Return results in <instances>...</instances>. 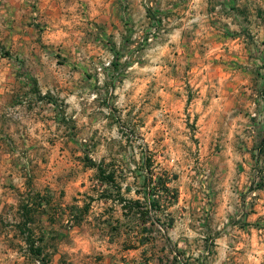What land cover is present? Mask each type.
<instances>
[{
    "label": "rangeland",
    "instance_id": "1",
    "mask_svg": "<svg viewBox=\"0 0 264 264\" xmlns=\"http://www.w3.org/2000/svg\"><path fill=\"white\" fill-rule=\"evenodd\" d=\"M89 161L159 201L149 257L264 264V0H0V165L31 209L6 222L22 264L51 260L43 201L68 227L63 198L106 188Z\"/></svg>",
    "mask_w": 264,
    "mask_h": 264
},
{
    "label": "crops",
    "instance_id": "2",
    "mask_svg": "<svg viewBox=\"0 0 264 264\" xmlns=\"http://www.w3.org/2000/svg\"><path fill=\"white\" fill-rule=\"evenodd\" d=\"M218 32L224 35V30ZM234 82L235 79H231L228 84L231 86ZM220 84L225 85L222 81ZM238 86L239 84H236L233 88ZM224 93L223 91L220 95ZM219 98L227 97L222 95ZM0 167L1 172H5L4 177L0 176V264H22L23 259L15 257L16 249L11 244V241L19 237L21 231L19 226L13 227L6 222L7 219H12L13 215L19 216L16 224L20 225L24 221L22 208L31 209L29 205L19 207L12 186L14 178L12 175L9 176L10 164L5 168L1 165ZM118 185L119 193L110 198H102L100 194L91 196L77 194L74 192L76 189L68 193L63 198L64 205L69 204L68 210L65 209L67 211L65 217L70 220L68 227L63 225L64 219H57L54 222L47 220L49 216L45 211L44 201L37 207V233L41 236V246L45 245L43 248L50 252L49 264H161L157 257H149L151 241L140 243L143 228H157L156 223L151 224L153 220L151 212L146 214L144 220L140 218L139 211L123 208V199L130 200L129 195L134 191L129 186ZM134 199L140 202L142 200L139 197ZM50 204L51 202L48 203ZM29 230L32 234L35 231ZM126 232H130L131 236L126 240L128 243L123 244ZM153 235L154 232L150 233L148 239L152 240ZM166 251L164 246V252Z\"/></svg>",
    "mask_w": 264,
    "mask_h": 264
},
{
    "label": "trees",
    "instance_id": "3",
    "mask_svg": "<svg viewBox=\"0 0 264 264\" xmlns=\"http://www.w3.org/2000/svg\"><path fill=\"white\" fill-rule=\"evenodd\" d=\"M89 167L92 168H96L97 169V181L102 184L105 185V189H103L100 192V197L102 198H110L113 195L116 196L119 191H120V186L117 184V182H115L114 176L112 172H106L105 170H103L101 164H95L94 162L89 161L88 162ZM152 178H149L147 180V185L149 186V183H151ZM159 185V183H158ZM162 188L164 190H168V188H166L165 183H162ZM149 208H144L142 207L143 203L140 202V200H125L123 199V208L127 209V210H136L139 211L140 214V218H143L144 220H146L145 216L147 213H150V209L152 208H158L159 207V201L158 200H151L149 201ZM24 216L27 218V220H31V218L27 217V214H29V210H27L26 208H24ZM76 217V216H75ZM76 219V218H75ZM159 224L158 220L157 222L155 220H152L151 224ZM163 226V224L161 225V227ZM141 233L143 234L142 238H141V242L140 243H145L146 241H148L149 235L150 233H152V229L151 228H143L141 230ZM26 234H27V238L26 241L28 244H30V251L32 254L36 255L37 257H39L42 254V248L39 246L35 247V243L32 240V233L30 230H26ZM40 241V240H39ZM43 262V260H42Z\"/></svg>",
    "mask_w": 264,
    "mask_h": 264
},
{
    "label": "built area",
    "instance_id": "4",
    "mask_svg": "<svg viewBox=\"0 0 264 264\" xmlns=\"http://www.w3.org/2000/svg\"><path fill=\"white\" fill-rule=\"evenodd\" d=\"M35 264H43V262L41 260H35Z\"/></svg>",
    "mask_w": 264,
    "mask_h": 264
}]
</instances>
